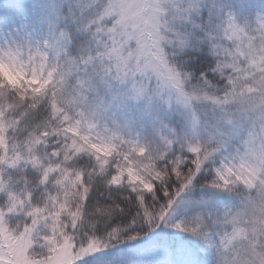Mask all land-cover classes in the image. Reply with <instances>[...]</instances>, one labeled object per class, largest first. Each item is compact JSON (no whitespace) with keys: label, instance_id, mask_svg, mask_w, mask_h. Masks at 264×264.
I'll return each instance as SVG.
<instances>
[{"label":"snow or ice","instance_id":"obj_1","mask_svg":"<svg viewBox=\"0 0 264 264\" xmlns=\"http://www.w3.org/2000/svg\"><path fill=\"white\" fill-rule=\"evenodd\" d=\"M0 264H264V4L0 0Z\"/></svg>","mask_w":264,"mask_h":264},{"label":"trees","instance_id":"obj_2","mask_svg":"<svg viewBox=\"0 0 264 264\" xmlns=\"http://www.w3.org/2000/svg\"><path fill=\"white\" fill-rule=\"evenodd\" d=\"M146 241H147V238H142L140 240L127 241L117 246L115 249H107L97 255L103 257L104 259H108V260L119 258L122 255L125 257L136 256V255L143 253L147 249L148 245Z\"/></svg>","mask_w":264,"mask_h":264},{"label":"rangeland","instance_id":"obj_3","mask_svg":"<svg viewBox=\"0 0 264 264\" xmlns=\"http://www.w3.org/2000/svg\"><path fill=\"white\" fill-rule=\"evenodd\" d=\"M251 4V10H255L258 8L261 4H264V0H249Z\"/></svg>","mask_w":264,"mask_h":264}]
</instances>
